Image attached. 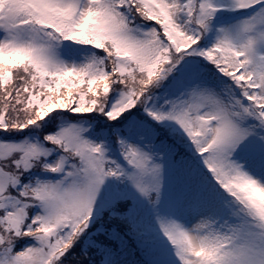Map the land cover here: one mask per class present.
<instances>
[{"label": "snow or ice", "instance_id": "snow-or-ice-1", "mask_svg": "<svg viewBox=\"0 0 264 264\" xmlns=\"http://www.w3.org/2000/svg\"><path fill=\"white\" fill-rule=\"evenodd\" d=\"M0 264H264V0H0Z\"/></svg>", "mask_w": 264, "mask_h": 264}]
</instances>
